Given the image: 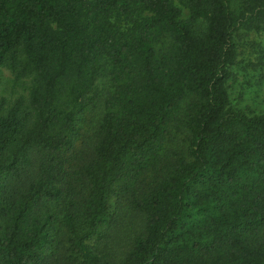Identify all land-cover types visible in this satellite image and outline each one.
Returning <instances> with one entry per match:
<instances>
[{"label": "trees", "instance_id": "16d2710c", "mask_svg": "<svg viewBox=\"0 0 264 264\" xmlns=\"http://www.w3.org/2000/svg\"><path fill=\"white\" fill-rule=\"evenodd\" d=\"M242 59L264 0H0V264H264Z\"/></svg>", "mask_w": 264, "mask_h": 264}, {"label": "rangeland", "instance_id": "374dc122", "mask_svg": "<svg viewBox=\"0 0 264 264\" xmlns=\"http://www.w3.org/2000/svg\"><path fill=\"white\" fill-rule=\"evenodd\" d=\"M247 58V57H245ZM246 66L236 67V77L231 81L233 104L248 113L264 110V68H253L246 59ZM248 64V65H247ZM29 77L21 71H13L8 64L0 65V99H14L26 94Z\"/></svg>", "mask_w": 264, "mask_h": 264}]
</instances>
